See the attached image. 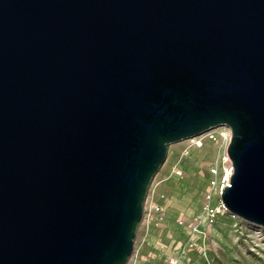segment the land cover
Listing matches in <instances>:
<instances>
[{
  "label": "water",
  "instance_id": "95a60500",
  "mask_svg": "<svg viewBox=\"0 0 264 264\" xmlns=\"http://www.w3.org/2000/svg\"><path fill=\"white\" fill-rule=\"evenodd\" d=\"M221 126L264 227V0H0V264H128L169 147Z\"/></svg>",
  "mask_w": 264,
  "mask_h": 264
},
{
  "label": "rangeland",
  "instance_id": "374dc122",
  "mask_svg": "<svg viewBox=\"0 0 264 264\" xmlns=\"http://www.w3.org/2000/svg\"><path fill=\"white\" fill-rule=\"evenodd\" d=\"M220 145L204 138L172 144L151 186L146 215L140 225L134 254L128 264H264V237L257 227L232 214L219 215L206 226L209 167ZM163 208L149 219L151 201ZM214 199L213 202H216ZM183 217L184 224H180ZM195 218L198 224L192 225ZM257 228V229H256ZM228 242V252L223 243Z\"/></svg>",
  "mask_w": 264,
  "mask_h": 264
},
{
  "label": "built area",
  "instance_id": "2783aa9c",
  "mask_svg": "<svg viewBox=\"0 0 264 264\" xmlns=\"http://www.w3.org/2000/svg\"><path fill=\"white\" fill-rule=\"evenodd\" d=\"M232 130L227 126H221L210 131H207L199 136L193 137L190 140L198 146L203 145V139L208 138L217 144L220 145L219 153L209 167V186L206 191L207 203L205 205V211L207 213L206 226L212 224L219 215L223 214H232L225 203L222 200V193L227 185H230L231 177L234 173V164L233 160L229 155L228 147L231 143L232 139ZM151 197V191L149 192L148 199ZM214 199H217L216 202H213ZM145 209H147V205H145ZM163 208L159 206L154 200L151 201L150 209H149V219L155 217L161 213ZM146 213L144 214V216ZM232 216L236 217L234 214ZM180 224H184L183 217L180 218ZM192 225L198 224V218H195ZM260 227V226H257Z\"/></svg>",
  "mask_w": 264,
  "mask_h": 264
},
{
  "label": "bare ground",
  "instance_id": "6f19581e",
  "mask_svg": "<svg viewBox=\"0 0 264 264\" xmlns=\"http://www.w3.org/2000/svg\"><path fill=\"white\" fill-rule=\"evenodd\" d=\"M196 137V136H195ZM257 229V228H256ZM257 234L259 235V237H264V231H259L257 229ZM223 247L225 248V250H227L228 252L231 250V246L230 244L226 241L225 243L222 244ZM196 264H205L204 260L203 259H200ZM213 264V263H212Z\"/></svg>",
  "mask_w": 264,
  "mask_h": 264
}]
</instances>
